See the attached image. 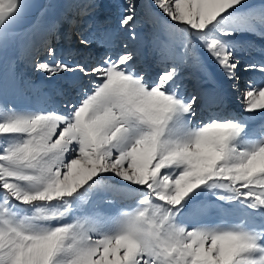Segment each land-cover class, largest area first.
<instances>
[{"label":"snow or ice","instance_id":"1","mask_svg":"<svg viewBox=\"0 0 264 264\" xmlns=\"http://www.w3.org/2000/svg\"><path fill=\"white\" fill-rule=\"evenodd\" d=\"M31 7L0 0V264H264V127L249 125L264 115V48L242 63L235 40L264 39V0H123L112 24L86 0L78 18L20 31ZM64 24L82 26L77 51L94 58L63 50ZM12 44L48 81H66L59 109L17 107ZM190 63L214 64L250 115L188 91ZM110 179L135 204L102 216L97 189ZM209 194L238 222L209 219Z\"/></svg>","mask_w":264,"mask_h":264},{"label":"rangeland","instance_id":"2","mask_svg":"<svg viewBox=\"0 0 264 264\" xmlns=\"http://www.w3.org/2000/svg\"><path fill=\"white\" fill-rule=\"evenodd\" d=\"M122 2H123V0H97V3L100 5V7L98 8V15L95 18V22H105L106 18H108L106 21L108 24L114 23L115 14L117 13V9L111 8L110 5H112L113 3H122ZM145 2H147V0H145ZM30 3L32 4V7L28 13L32 12L36 8L37 1L36 0H30ZM77 3H78V0H47L45 8L43 9L40 16L38 17V19L34 23L29 24V25L20 24L18 26V28L20 31H23L24 29L29 28L33 24L44 25V24H47L53 20H56L58 16H64V14L69 15L71 10L76 9ZM259 3L260 2L255 3V4H259ZM73 12H75V11H73ZM72 14H74V13H72ZM78 27L82 28L81 25H78ZM64 33H65V29L61 28L60 37H62L61 35H64ZM253 37H255V35L251 36V38H253ZM62 41H63V39L60 38V42H61V45L63 46V50L73 51L74 48H73V46H71V42L69 44H66V43L64 44ZM238 46H239V44H238ZM7 55L9 57H12V58H17L16 71L21 77V87H22V92L17 99V107L19 109H28V110L36 111L28 105L23 94H27L30 97H35L36 103L39 105L38 111H43L42 107L40 105V104H42V102H43V105H45V104L48 105V101L51 104L52 103L54 104L53 101L58 99V101H60V102H58V101L57 102L60 104V103H62V101L65 100L64 96L57 94V90L60 89L63 85L61 83L62 81H60V82L55 81V82H52L49 85H47L45 82H43V80L41 78H31L33 76H36L37 73L33 70V67L31 65H28L25 62L24 59L23 60L19 59V57H21V53H20L17 45H15V44L10 45V47L7 51ZM156 55H157L156 52H154L151 49V46H148L147 48L141 49V51H140L141 64L145 68L148 67L149 65H153L152 62L156 59ZM3 64H4L3 57H0V70H2ZM149 68H150V66H149ZM24 72L27 73L28 76H30V78H31L30 80H26V78H24V76L22 74ZM218 72H219L218 68H216L215 65L211 64V63L206 64L205 67H203V68L198 67L196 65H192L190 63L189 66H187L183 72V85L185 88L188 89V91H194V90L195 91H201L203 88H206V89H208V87L212 88L213 83L214 84L215 83L221 84V86H223L225 88L227 87V89H228L229 88L228 83L224 82L219 77ZM52 105H50L48 108L50 109L52 107ZM201 114H202V111L200 110V112L198 113V118ZM236 115L239 116V114H236ZM240 115H241V113H240ZM242 116H243V114H242ZM198 118L195 119L194 122L197 121L196 123H198ZM111 184L117 185L121 188H124L117 181H115L113 179L105 181V185L111 186ZM97 192L103 196V200L98 202L97 208L99 206L107 208L111 205L112 202H116L117 200H118V204H119V201H121V200H122L121 203H123V205L126 202V200L124 201L123 198H121V194L118 191L115 194L111 195V194L106 193V190L104 189V187H101V188L97 189ZM116 194H117V196H116ZM113 196H115V197H113ZM205 199H206L208 204L210 202L212 205L211 209L209 207V210L207 212V216H209V219H211L212 221H214L216 223H221V222L231 223L230 221L227 220V218L229 217L228 213L227 214H221L214 207V205L221 203V202L217 201L216 198L210 194L207 195L205 197ZM114 200H116V201H114ZM109 201H110V203H109ZM130 201L131 202H129V201H127V202L132 203V200H130ZM134 201H135V198L133 199V204H131V205L135 204ZM224 207L230 208L231 206L228 204H224ZM231 217H232V220L234 223L238 222V219H239L238 216L231 213ZM233 217H235L236 219H234ZM53 223H55V222H53Z\"/></svg>","mask_w":264,"mask_h":264},{"label":"bare ground","instance_id":"3","mask_svg":"<svg viewBox=\"0 0 264 264\" xmlns=\"http://www.w3.org/2000/svg\"><path fill=\"white\" fill-rule=\"evenodd\" d=\"M258 2H260V0H249V3H251V4H255V3H258ZM41 4H42V1L38 0L36 8L33 11H36V9L38 7H41L42 6ZM33 17H34V12L31 13V14H28L25 17V19L20 24L29 25L31 23ZM251 36L252 35H249V34L245 33V34H238L235 37V40L237 41V44H239L240 56L242 58V63L248 61L249 59H259L260 58V53L257 51V49L264 48V39H262V38H260L259 36H256V35L253 38H251ZM64 55L66 56V52H65ZM76 55H77L76 59H80L81 57H83L85 59H89V58H87V56L88 55H92V57L94 58L95 53L94 52H92V53H80V52H78ZM148 69H149V72H151V67L150 68L148 67ZM22 74H23L24 78H26V80H30L31 78H41L43 80V82H45L47 85H49L52 82H55V81H51V82L48 81L47 78H45V76L42 73H37L36 76H33L31 78L25 72L22 73ZM244 79H247V76H245ZM57 82H60V81H57ZM241 91H243V88L241 89ZM201 92L214 93V94L219 95L222 98V101H223L222 108H223V110L226 113H229V114H232V115L239 114V116H241L240 113H242L243 114L242 117L250 115V114H247V113L243 112V108L240 105V101L238 99L239 94L234 92V91H232L230 87L227 89V87L225 88V87L221 86V84H218V83L214 84L213 83V87L212 88L203 89V90H201ZM23 95H24V98H25L26 102L28 103V105L32 109L38 111L39 110V105L36 103L35 97H30L27 94H23ZM61 104L62 103L59 104L57 102V99H56L54 101V104L52 105V107L50 109L49 108L47 109V106H50L51 104H48L47 106H45L42 103L40 105L42 107V110H51V109H59L61 107ZM201 109H202V111L203 110L205 112L207 111V109L203 105H202ZM213 110H215V109H213ZM258 122L262 123L261 126H264V115H261L259 113L255 114L254 118L249 120V125L253 129H256L258 131L260 129L259 125H258ZM194 123L195 122L193 120V124ZM104 189L106 190L107 194H111V195L115 194L117 191L120 192L121 198H123L124 201L126 200V202L123 205V203H121L122 200L119 201V204H118V200L117 201L114 200L116 202H112L111 205L109 207H107V208L99 206L98 207V211L100 212V214L102 216H115V215H117L119 213V211H121V210H129L131 208V206H133L131 204H133V199L135 197L130 193V191L128 189L121 188V187H119L117 185H113V184H111V186L110 185H105ZM116 196H117V194H116ZM113 197H115V196H113ZM130 200H132V203H129V202H131ZM127 201H129V202H127ZM209 204L211 205L210 202H209ZM210 209H211V207H210ZM228 215H229V217L227 218V220L230 221L231 223H234L233 220H232V217H231V213H228ZM208 218H209V216H208ZM233 218L236 219L235 217H233Z\"/></svg>","mask_w":264,"mask_h":264},{"label":"water","instance_id":"4","mask_svg":"<svg viewBox=\"0 0 264 264\" xmlns=\"http://www.w3.org/2000/svg\"><path fill=\"white\" fill-rule=\"evenodd\" d=\"M37 2H38V0H36ZM42 1V6L41 7H38L37 9H36V11H32V12H30V13H28V14H31V13H33L34 12V17L32 18V21H35L37 18H38V16H39V14H40V12L43 10V8L45 7V4H46V0H41Z\"/></svg>","mask_w":264,"mask_h":264}]
</instances>
